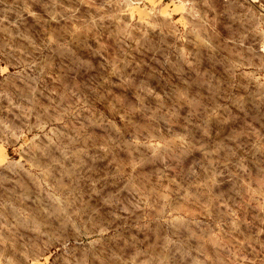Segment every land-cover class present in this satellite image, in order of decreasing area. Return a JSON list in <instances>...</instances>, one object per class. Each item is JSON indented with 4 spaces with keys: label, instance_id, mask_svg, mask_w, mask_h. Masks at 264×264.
<instances>
[{
    "label": "rangeland",
    "instance_id": "1",
    "mask_svg": "<svg viewBox=\"0 0 264 264\" xmlns=\"http://www.w3.org/2000/svg\"><path fill=\"white\" fill-rule=\"evenodd\" d=\"M0 264H264V0H0Z\"/></svg>",
    "mask_w": 264,
    "mask_h": 264
}]
</instances>
